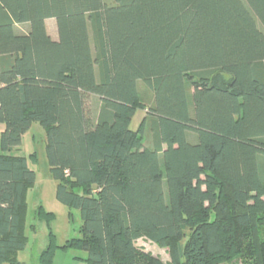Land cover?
<instances>
[{
	"label": "trees",
	"instance_id": "1",
	"mask_svg": "<svg viewBox=\"0 0 264 264\" xmlns=\"http://www.w3.org/2000/svg\"><path fill=\"white\" fill-rule=\"evenodd\" d=\"M33 121L85 264H264V0H0V264H26Z\"/></svg>",
	"mask_w": 264,
	"mask_h": 264
},
{
	"label": "rangeland",
	"instance_id": "2",
	"mask_svg": "<svg viewBox=\"0 0 264 264\" xmlns=\"http://www.w3.org/2000/svg\"><path fill=\"white\" fill-rule=\"evenodd\" d=\"M106 5L114 4L115 0H103ZM47 33L53 39H57V27L54 18L45 20ZM14 30L18 34H25L29 30L28 23L14 24ZM138 90L141 97L149 100L150 91L141 83L138 82ZM96 98H92L91 106L95 107ZM150 102V101H148ZM141 111L138 110L137 119L134 121L136 125L141 116ZM145 113V111H142ZM4 124L0 122V131ZM145 144L149 143L148 135L144 136ZM13 155L24 156L28 160V165L35 172V181L33 187L27 193V209L26 221L24 222L25 234L28 238L26 247L18 252L17 258L19 261L26 264H38L37 258L40 251L47 243V227L44 221L39 220L36 216V209L41 206L45 211L53 213V220L50 228L54 235L56 244L53 264H85L79 256H83L84 252L74 248H64L66 241L72 237H79L80 220L78 212L70 209L59 202L55 197L57 181L53 179L45 154V131L43 127L36 121H33L26 132L22 135L21 142L12 150ZM35 224V231L31 230V224ZM136 247L143 251L159 257L163 262H169L168 248L161 247L155 243L140 238L135 242ZM225 264H239V260H233Z\"/></svg>",
	"mask_w": 264,
	"mask_h": 264
},
{
	"label": "crops",
	"instance_id": "3",
	"mask_svg": "<svg viewBox=\"0 0 264 264\" xmlns=\"http://www.w3.org/2000/svg\"><path fill=\"white\" fill-rule=\"evenodd\" d=\"M152 97H153V94H152V92L150 91V98H149V100H148V101H150L149 104H151L152 101H153V100H152V99H153ZM142 111H144V110H142ZM142 111H141V116H140L139 120L136 122V123H137L136 125H134V121L137 119V113H139V112L137 111V112L134 114V116H133V118H132V121H131V125H130L132 129H135V128L137 127V125L139 124L140 120H141L142 117L144 116L145 113H143Z\"/></svg>",
	"mask_w": 264,
	"mask_h": 264
}]
</instances>
